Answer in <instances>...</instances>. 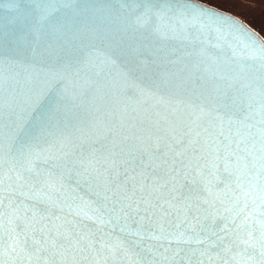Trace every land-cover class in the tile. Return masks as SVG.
Masks as SVG:
<instances>
[{
    "label": "water",
    "instance_id": "obj_1",
    "mask_svg": "<svg viewBox=\"0 0 264 264\" xmlns=\"http://www.w3.org/2000/svg\"><path fill=\"white\" fill-rule=\"evenodd\" d=\"M201 6L239 21L247 32L197 11ZM262 44L243 21L199 0H0V264H236L231 257L238 249L225 253L215 241L224 235L222 217H230L226 209L239 190L229 195L223 183L208 191L192 185L178 211L165 206L138 234L139 217L125 220L118 211L133 182L113 197L104 169L128 168L135 183L145 185L137 196H148L159 181L139 176L140 160L172 129L188 133L185 159L193 161L203 146L225 138L235 149L240 129L248 137L240 148L247 147L251 164L264 128ZM219 155L225 156L223 149ZM245 199L236 223L248 217L245 232L256 245L237 259L264 264V203L259 195H241V207ZM33 206L37 215L29 212L28 219L36 238L42 239L43 227L57 239L44 252L31 238L20 243L23 223L13 216L14 208L23 216L24 207ZM163 211L170 212L164 222L172 227L153 233L150 225L161 222ZM181 231L180 243L164 238ZM70 232L71 242L64 238Z\"/></svg>",
    "mask_w": 264,
    "mask_h": 264
},
{
    "label": "snow or ice",
    "instance_id": "obj_2",
    "mask_svg": "<svg viewBox=\"0 0 264 264\" xmlns=\"http://www.w3.org/2000/svg\"><path fill=\"white\" fill-rule=\"evenodd\" d=\"M197 11L208 13L218 19L236 24L240 29L247 32L239 21H232L231 17L223 16L218 12H212L211 8L201 6ZM259 39V37L252 39L253 46L257 45ZM258 51L264 55V44L258 47ZM262 95H264V92H262ZM247 106L249 110H251V103ZM260 109L262 113L261 123L264 124V101L261 102ZM248 127L250 128L251 125H248ZM198 135L199 133H197V136ZM237 135H239L241 139L236 141L235 149L231 148V139L225 138L228 141L227 143L217 142L214 147L207 144L203 146L200 149V155L196 156L194 161L191 159H185V151L187 150L186 137L188 136V133H177L175 129H172L169 137H157L156 141L153 142L148 149H145L146 159L141 158L140 160L141 171L139 172V176L141 178H146L148 175H152L157 181H159L158 183H153L151 190L146 197L137 196L138 191H144L145 185L143 183L136 184L135 181L137 180V175L130 176L128 174V168H124L121 172L115 167V164H113L112 167L104 169V171L108 173L107 184L114 185L115 187V191H112L111 193L113 197L118 196V193L126 189L129 181L133 182L132 188L128 194L120 199V208L118 211L122 214V218L128 220L131 216H138L140 223H138L136 231L139 234L143 228L142 222L145 219H150L152 216H155L161 211V209H164L165 206H167L168 209H176L178 211L179 203L182 200L188 199L184 192L186 188H191L192 185L202 184L204 186L203 190L208 191L210 187L223 183V191L226 194H235L237 193V190H239V194L233 195V202L229 208L226 209L230 214V217H222V219H224V228L221 229V231L224 235L217 236L216 232H212V235L217 236L215 244L218 247L223 246V251L225 253L231 252L233 247L238 249V251L232 255L231 260L236 261V264H241V261L238 260L237 257H243L249 248H254L256 245L252 232H245V226L248 224V217L245 216L240 223H236L237 218L244 211V208L247 207L248 203V199H245L243 201V206L241 207V195L245 198H252L254 195H259L261 202L264 203V128L261 129L262 143L260 155L253 158L251 164H249L247 159V156L251 155L247 147L243 149L240 148V144L246 143L248 137L244 136L240 129H237ZM192 142L191 139L187 140V144H191ZM221 149L225 152L223 158L219 155ZM240 152H244L245 155L241 156L239 154ZM221 159L226 161L223 168L220 167ZM201 161H203V163H201ZM133 162L134 161L129 160L123 161L125 164H132ZM91 166L90 163L89 167L85 168V176L88 175ZM253 169H256L255 173H253ZM27 170L31 171L30 168ZM157 173H162L163 179H161ZM225 173L227 175H224ZM121 176L124 177L123 180L120 179ZM20 178L22 177H18V179ZM165 189L167 190L166 192ZM107 190L106 186V191ZM104 199L108 200L109 196L106 194ZM204 202L207 203V199H205ZM2 207L3 199L0 198V208ZM150 209L152 211H150ZM234 209L236 211H233ZM90 211H93V214H95L99 209H90ZM29 212H31L33 217L37 215V210L34 206L32 208L24 207L23 216L20 214L21 209L19 207L13 209L15 221L23 223V227H21L20 231L25 236V240L20 243H27V240L31 238L33 245L37 246V252L47 251L45 245L55 247L57 243L56 237L45 233L43 227L39 229L42 239L36 238V226L28 219ZM83 214L85 218H91L88 216L87 212H84ZM46 215L47 212L40 217V220L45 219ZM169 215V211H163L161 222L156 223L154 226L150 225V227H153V233L158 231L162 234L164 233L166 226L169 228L172 227L170 222H168L167 225L164 222V219ZM2 217L3 212H0V224H2ZM120 218L121 217H117V219ZM185 219H187V217H185ZM24 221H27V223H24ZM9 222L13 223V219L10 218ZM36 223H39V221H36ZM233 224H235V227H232ZM176 227L178 228L179 225H176ZM29 228H31L33 233L31 237H29ZM50 232L51 229H49V233ZM185 235L186 233L183 231L175 234L169 232L164 238L168 239L169 243H171L173 239H175L177 243H180L181 238ZM64 238L71 242L75 238V233L70 232ZM151 238L159 239L160 236L152 234ZM187 239L191 240L192 237L188 236ZM196 242L202 243L203 241L198 238ZM75 243L76 245H79L80 240L76 239ZM260 243L262 255H264V232L261 233ZM241 245L244 247L241 248Z\"/></svg>",
    "mask_w": 264,
    "mask_h": 264
},
{
    "label": "rangeland",
    "instance_id": "obj_3",
    "mask_svg": "<svg viewBox=\"0 0 264 264\" xmlns=\"http://www.w3.org/2000/svg\"><path fill=\"white\" fill-rule=\"evenodd\" d=\"M243 21L264 40V0H199Z\"/></svg>",
    "mask_w": 264,
    "mask_h": 264
}]
</instances>
